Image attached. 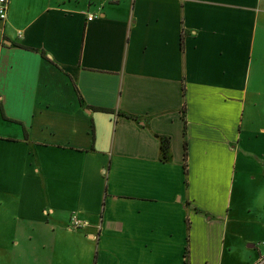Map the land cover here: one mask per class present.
<instances>
[{"label":"crops","instance_id":"1","mask_svg":"<svg viewBox=\"0 0 264 264\" xmlns=\"http://www.w3.org/2000/svg\"><path fill=\"white\" fill-rule=\"evenodd\" d=\"M253 223L264 0H8L0 264H258Z\"/></svg>","mask_w":264,"mask_h":264},{"label":"built area","instance_id":"2","mask_svg":"<svg viewBox=\"0 0 264 264\" xmlns=\"http://www.w3.org/2000/svg\"><path fill=\"white\" fill-rule=\"evenodd\" d=\"M7 9H8V0H0V20H4L7 16ZM93 17H88V20H92ZM87 223L80 221L76 218V216H73L71 219V226L73 228L80 229L84 226H86ZM264 258L259 262L258 264H263Z\"/></svg>","mask_w":264,"mask_h":264},{"label":"rangeland","instance_id":"3","mask_svg":"<svg viewBox=\"0 0 264 264\" xmlns=\"http://www.w3.org/2000/svg\"><path fill=\"white\" fill-rule=\"evenodd\" d=\"M256 201L258 202L259 201V199H256ZM247 215H245V217H243L244 219V221H246L247 220ZM245 226H247V224L245 225ZM253 226L254 227H257L258 229H250L249 230V233L250 232H254V238H256L257 240H259V241H261V242H263L264 243V231L261 229V227H260V225L259 224H257V223H253ZM248 227V226H247ZM247 251H249V252H251L252 250H247ZM264 256V255H263Z\"/></svg>","mask_w":264,"mask_h":264},{"label":"trees","instance_id":"4","mask_svg":"<svg viewBox=\"0 0 264 264\" xmlns=\"http://www.w3.org/2000/svg\"><path fill=\"white\" fill-rule=\"evenodd\" d=\"M161 141V154L163 159H167L168 158V154H169V139L168 138H160ZM186 150V149H185ZM184 156L186 157V153L184 154ZM184 169L186 170V165H184Z\"/></svg>","mask_w":264,"mask_h":264}]
</instances>
